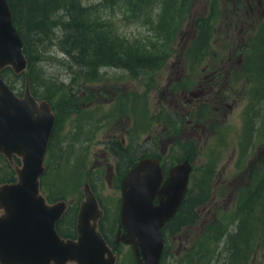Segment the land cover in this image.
Masks as SVG:
<instances>
[{"label":"rangeland","instance_id":"obj_1","mask_svg":"<svg viewBox=\"0 0 264 264\" xmlns=\"http://www.w3.org/2000/svg\"><path fill=\"white\" fill-rule=\"evenodd\" d=\"M81 1L83 6H90L93 9L92 22L99 24L102 32L107 34L109 46H113L111 41L117 42L115 57L119 60L114 64L102 65L95 71H83L84 59L81 56L77 55L79 61L77 63L63 52L68 50L70 45V41L66 39L69 33L59 28L55 31L53 42L45 40L41 46L32 47V51L36 52L32 68L25 75L31 80L33 94L40 99L48 98L53 112L60 115L53 130L55 134L52 149L55 153L63 149V160L56 167L55 157L49 153L46 155L47 169L41 177L42 191L53 201L65 200L74 206L83 199L82 190L87 181L92 189L98 191L103 199V205V202L108 204L105 197L111 193L105 172L107 157L105 143L114 135L124 137L127 148L124 151L123 164L118 165L120 170L128 168L129 163L139 157L147 148L144 145L141 149L139 144L145 142L147 133L141 131L134 138L131 133L135 125L132 123L136 121V126L139 127L151 122L148 119L149 115L155 111L160 97L168 94L166 88L168 72L178 71V68L186 71L185 69L191 67L188 53L199 48L197 42L200 36L204 33L205 37L207 36L208 52L217 51L220 45L218 41L226 33L225 16L228 17L227 22L232 21L230 17L232 2L176 0L170 9H163L159 0H151L152 4L143 9L140 15H133L130 12L133 9L127 1L121 0L117 4H112L111 0ZM62 15L60 12L58 18ZM259 26L252 34L253 40L257 36L252 51L258 59V66L262 67L264 22ZM219 32L223 33L217 38ZM183 37L185 40L182 41ZM124 49L129 51L138 49L135 54L139 57L135 59L138 67L126 68L122 65L119 57L126 56ZM80 72L82 76L83 72L97 73L99 76L97 78L91 73L92 76L89 77L96 80L87 81L85 76L81 77ZM254 72L255 77L251 79L245 93L243 89L248 81L245 77L240 79L238 114L234 122L229 124L231 126L229 134H224L222 140L214 136L211 127L201 140L194 142L181 132L167 141L161 136L162 127L150 129V133H155L156 130L161 133L155 134L162 137L160 146L172 149L168 155L163 156L164 162H171L172 166L180 163L185 155H191L194 172L189 189L194 195H199L203 189L202 198L205 200L202 206L195 208L199 215L196 227L184 229L173 237H166L163 264H224L227 254L224 253L222 241L217 244L215 238H210V241L206 238L221 230L233 233L235 229L232 227V221L236 206L244 203L252 193L259 192L264 196V138L259 132L255 137L256 123L264 120V86H261L264 71ZM6 76L16 90L23 91L24 75L16 77L12 73H7ZM66 95H70L72 99L69 101L63 98ZM141 97L147 100V104L141 101ZM112 98L123 112L111 113ZM137 101L141 102L136 105ZM70 102L74 103V108L81 114L68 112ZM247 102L251 104L249 113ZM136 110L138 115L135 120ZM261 128L262 124H259L257 131ZM191 145L193 152L189 151ZM207 170L211 171L208 173V180L206 181L204 177L201 181ZM9 175L0 169V182L8 177L12 178ZM257 187L263 189L258 190ZM106 211L105 222L112 224L117 221L118 215H114L108 209ZM258 214L259 241L257 245H252L253 250L249 254L248 264H264L263 209ZM63 222L67 223L68 217ZM114 233V230L108 233L111 239ZM201 247L216 249L215 255L210 253L208 263L204 260L198 262L188 260L186 263L183 260L187 254H192ZM117 250L120 254L119 264H135L131 247L120 245Z\"/></svg>","mask_w":264,"mask_h":264},{"label":"water","instance_id":"obj_2","mask_svg":"<svg viewBox=\"0 0 264 264\" xmlns=\"http://www.w3.org/2000/svg\"><path fill=\"white\" fill-rule=\"evenodd\" d=\"M23 48L9 5L0 0V154L16 177L0 185V264H117V255L97 229L103 212L88 183L78 208L76 238L61 239L55 230L67 204H48L40 188L55 115L48 101L35 100L28 77L21 97L1 78L7 68L16 76L25 74ZM191 170L185 159L163 181L159 160L145 158L122 179L115 243L132 248L135 264L160 263L162 229L185 199Z\"/></svg>","mask_w":264,"mask_h":264},{"label":"flooded vegetation","instance_id":"obj_3","mask_svg":"<svg viewBox=\"0 0 264 264\" xmlns=\"http://www.w3.org/2000/svg\"><path fill=\"white\" fill-rule=\"evenodd\" d=\"M231 2L232 9L230 11V17L232 21L227 22L228 17L225 16L226 33L225 36L218 41L220 45L218 46L217 51L208 52L207 36L205 37V33L200 36L199 41L197 42L199 48L196 47V51L188 53L191 67L185 69L186 71H182L181 68H178V71L172 70L168 72V83L166 84L168 94H163L162 97H160L155 111H152L151 116L149 115L148 119L151 120V122H146L139 127L136 126V121L132 123L135 125V129L132 128L131 133L134 138L141 131L147 133L145 142L143 144L139 143L141 149L144 148V145L147 148H145L140 155L138 154L139 156H146L136 162L131 161L133 164L129 165L125 172L124 168L121 170L118 168V165H122L125 160L123 158L127 146L124 137H115L114 135L108 139L107 143H105V153L107 154V157H105V172L107 184L111 192L105 197L108 204H104L103 202L102 205L103 199L100 197L98 191L92 189L89 182H85L89 184L90 189L97 199L99 208L103 212L102 218L99 219L97 223V229L108 246L117 255V264L120 262V254L117 247L125 245L123 243H115L122 197L120 184L128 171L142 159L156 158L159 160L164 181L168 176L170 168L179 162L171 166V162L163 161V156L168 155L169 151L171 152L172 149L171 147L160 146V144H162V137L164 140L169 141L181 132L186 134L189 140H192L193 142L199 141L202 136L205 135L208 128L211 127L214 136H217V138L222 140L224 134H229L228 132L231 128L229 124L234 122L235 116L238 114L241 77H245L248 81L243 89V93H245L251 84V79L255 77L254 71H264V64L262 63V67L258 66V59L255 58L252 51L253 42L257 38L256 36L253 40L254 35L252 36V34H254L256 28L260 27L259 25L264 22V0H231ZM225 7H227V4ZM227 11L229 12V7ZM222 33L223 32H219L217 38H219ZM183 40H185V37H183L182 41ZM5 70L6 69L1 72V78L15 95L21 97L23 91L19 92L12 86V84H10V80L6 76L9 71ZM138 77L141 78L140 75H138ZM262 81L261 86H264V79H262ZM32 95L37 101L43 100L33 93ZM141 98V101H145L147 104V100H143V97ZM114 101V98L110 100V103L112 104L111 113L121 111L120 105H116ZM140 102L137 101L136 105ZM250 107V102H247L248 113ZM121 112H123V110ZM137 115L138 113L136 110L135 120ZM259 124H262V128L260 131H257L259 129ZM212 125L214 126L212 127ZM256 125L257 130L255 132V137L257 132H259L260 136L264 138V120H259ZM157 127H162L163 135H161L160 132H156L157 130L155 133H150V129H155ZM155 134L161 135L162 137ZM237 134L235 136H237ZM189 151H194L193 145L189 147ZM190 156V154L189 156L186 155L182 160L184 161L185 159H188L192 167L188 187L191 183L194 172ZM13 162L20 165V161L17 158H13ZM0 169L4 171V173L10 174L9 176L12 177H8V180L1 181L0 185L16 181L12 165L1 154ZM40 188L42 191L41 185ZM45 197L48 204L57 202L48 200L47 196ZM65 203L67 204V209L61 219L55 224V230L61 239H75L76 218L80 203L74 206L71 202L65 201ZM106 209L114 215H118V219H116L117 221H114L112 224L105 222L107 215ZM66 217H68V222L64 224L63 221ZM113 230L115 233L113 239H111L108 233ZM125 246L130 247L128 245Z\"/></svg>","mask_w":264,"mask_h":264},{"label":"trees","instance_id":"obj_4","mask_svg":"<svg viewBox=\"0 0 264 264\" xmlns=\"http://www.w3.org/2000/svg\"><path fill=\"white\" fill-rule=\"evenodd\" d=\"M9 8L12 13L13 25L16 28L22 42L24 45L23 52L26 59L28 60V68L25 72L31 69L32 60L34 59V52L32 47L41 46L45 40L53 42L55 31L59 28H63L66 33H69L66 37L70 41L68 50L63 52L73 61H77V55L81 56L84 59L83 71H95L98 67L105 64H114L116 62V51L115 46L117 42L111 41L113 46H109V41L107 40V34L103 33L102 28L99 24L92 22V11L93 9L90 6H83L81 0H6ZM121 0H111L112 4H117ZM127 1V4L130 6V12L133 15H140L141 11L145 8H148L151 4V0H123ZM188 2V0H184ZM163 9H170L175 3L176 0H159ZM24 11L25 15H24ZM62 12L63 15L59 16L58 14ZM172 30L169 32V34ZM168 34V35H169ZM138 49H131L130 51L124 49V54L126 56H120V60L123 66L126 68H135L138 67L135 59L139 58L137 54ZM79 61H77L78 63ZM136 62V65H135ZM135 66V67H134ZM142 67V66H141ZM12 73L10 69H6ZM81 73V72H80ZM86 73L83 72V76L87 81L96 80L89 76H96L97 73ZM13 74V73H12ZM22 74L20 76L28 77L30 83V89L32 91L31 80L29 76ZM82 73L81 77L83 78ZM19 77V76H16ZM24 87V85H23ZM65 99H72L70 95H66ZM51 104L50 100L46 97L42 98ZM52 107V106H51ZM72 114H81L77 109L74 108V103L70 102L68 106ZM53 110V108H52ZM55 124L60 117L59 114L54 112ZM146 118V117H145ZM146 120V119H145ZM52 130L46 155L55 157L56 167L58 163L63 160V149L58 150L59 152L55 153L52 149V143L54 140V131ZM55 153V155H54ZM146 156V155H144ZM144 156H139L135 159L136 162ZM186 156V155H185ZM46 159V158H45ZM47 162V159H46ZM45 162V168L47 169V164ZM133 162L130 163L133 164ZM56 169V168H55ZM127 169L124 171L126 172ZM211 171L207 170L205 176L202 177L201 181L206 177V181L209 178ZM8 180V179H7ZM258 190L263 188L257 187ZM203 189L200 191V194L194 195L192 190L189 189L184 201L182 202L179 210L175 216L163 227L162 235L164 241V248L162 252V258L159 264H163V257L166 255V237L174 236L181 233L184 229L194 228L197 226L198 222V213L195 211V208L202 206L205 203L204 198H202ZM253 194V195H252ZM250 194L244 201L236 206V211L232 221V227L235 231L229 233V231L223 232L221 230L213 234L208 235L206 238L207 241H210V238L217 242L222 241L224 244V253L227 256L224 258V264H248L249 254L253 250L252 245H257L259 241L258 236V224L260 222V216L258 212L264 211V196L257 193ZM48 200H51L47 196ZM53 201V200H51ZM206 251V252H205ZM223 251V249H222ZM210 253L215 255L216 249H203L198 248L193 251L192 254H187L183 260L188 263L189 261L198 262L204 260L207 263L210 261ZM241 261V262H240Z\"/></svg>","mask_w":264,"mask_h":264}]
</instances>
